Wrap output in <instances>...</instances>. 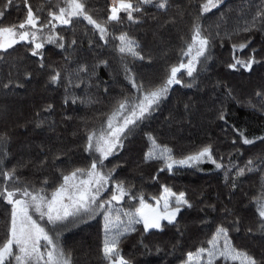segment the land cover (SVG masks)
I'll return each instance as SVG.
<instances>
[{
	"label": "snow or ice",
	"instance_id": "1",
	"mask_svg": "<svg viewBox=\"0 0 264 264\" xmlns=\"http://www.w3.org/2000/svg\"><path fill=\"white\" fill-rule=\"evenodd\" d=\"M13 2L5 0L0 8V24ZM172 3L173 0H111L106 16L94 17L88 0H59L56 4L49 3L35 9L29 0H23L26 9L24 19L18 24L0 26V54L8 55L10 49L15 50V46L21 45L26 48V57L39 58L35 62L39 70L47 71L48 85L59 86L66 79V93L69 87L85 89L84 95L71 96L73 105L78 102L88 106L103 103V107L95 108L96 115L82 122L79 155H69L70 150L53 146L47 151L41 149L35 160L17 161L9 168L11 137L7 129L0 130V207L4 209L0 264H92L90 260L78 259L74 250H67L63 240L65 232L89 221L100 224L96 264H133L123 252L122 245L126 239L138 230L151 234L152 230L163 231L168 225L176 226L178 216L194 207L185 191L176 192L167 185H161L162 191L153 197V205L127 178L119 177L118 170L123 169L127 162L107 168L106 161L110 163V158L123 155L129 150L127 145L141 134L147 140L142 163H158L159 173L167 171L170 174L181 168L202 170L201 164L210 163L216 172L224 174V186L230 189V197L236 194L242 180L249 174H261L258 194L253 195L249 204L240 210L255 208L252 212L255 228L248 227L245 235L240 237L242 217L228 208L224 209L226 217H235L228 224L216 223L215 217L210 220L199 217L201 226L211 231V236L206 240V246L188 251L181 264H264V250L257 254L236 243L238 239L255 241L257 238L264 242V154L250 157L240 166L233 163L231 154L227 163L222 156L217 159L214 145L204 143L178 157L175 148L161 142L151 126L155 113L169 99L174 86H194L201 72L207 69L217 40L221 48L225 47L226 41L231 44L233 55L227 63L228 70L250 74L254 66L264 67V58L257 59L264 53V43L259 50L252 47L255 33L264 34V5L257 8L254 15L242 12L232 27L225 25L221 29L217 24L213 30L206 29L203 20L207 18L206 14L221 7L224 0L190 2L177 14L169 16ZM150 7L156 10L152 20L165 31L178 27L186 17L188 20V31L177 34L179 43L174 50L175 61L165 63L156 76L141 75L134 70L138 61H147V66L153 63L138 40L126 31L116 35L125 18L130 25L146 22L144 14ZM161 16L167 17L162 23ZM82 22H86L83 36L88 38V51L94 53L92 63L80 56L75 29ZM66 29H72L70 40L66 34H61ZM237 37H243V42L236 43ZM46 45H54L66 53L63 57L65 67L46 63ZM109 47V55L116 59L118 69H113L112 60L104 57L102 51H97ZM249 48L251 54L247 58L237 54ZM72 53H76L74 59ZM101 69H112L111 83L101 79ZM121 71L125 83L119 92H115L113 84L119 83L116 78ZM11 75L9 72L7 82L0 84L6 90L5 95L16 88H24L25 82L32 78V73L25 71L23 78L13 84ZM101 86L106 102L90 94L92 88L99 90ZM227 98L236 99L230 90ZM64 103H69L67 95ZM249 107L264 116V87L255 92L254 99L249 100ZM52 108L53 105L49 104L44 110ZM190 110L191 105L186 104L185 112ZM217 119L224 125L228 124V112L223 106L217 113ZM43 124L44 121L40 120L36 127L41 128ZM232 131L236 133V138L231 141L233 147L238 143L253 147L257 142L264 145V135L249 138L244 130L234 125ZM236 151L239 152V148ZM40 155L44 158L40 159ZM23 169L33 170L32 178L24 175ZM152 179L157 180L158 177L153 176ZM209 207L216 211L215 205ZM165 221L166 224L163 223ZM140 225L142 230L138 229ZM233 231L236 235L232 234Z\"/></svg>",
	"mask_w": 264,
	"mask_h": 264
},
{
	"label": "trees",
	"instance_id": "2",
	"mask_svg": "<svg viewBox=\"0 0 264 264\" xmlns=\"http://www.w3.org/2000/svg\"><path fill=\"white\" fill-rule=\"evenodd\" d=\"M59 0H51V4L58 3ZM199 3L201 0H173L169 16L177 14L182 8H186L189 3ZM5 0H0V8ZM33 8L44 7V0H29ZM111 0H88L89 7L93 9V15L106 16L107 7ZM264 5V0H224L221 7L213 9L206 14L203 20L204 27L215 30L219 24L221 29L227 25L232 27L237 23V17L243 13L255 14V10ZM46 12V11H45ZM156 14L154 8L144 14L146 22L140 25H130L125 18L124 24L118 26L116 35L120 31L128 32L136 38L146 55L153 59L151 66H147V61L136 62L134 70L141 75L156 76L163 70L165 63L175 61V46L179 43L178 33L183 34L188 31V20L179 24L176 28L165 31L158 23L152 20ZM26 9L23 7V0H14L11 9L6 10V16L0 26L18 24L24 19ZM251 18L250 16L248 17ZM167 17L161 16L163 22ZM243 24V20L240 21ZM86 22H82L75 29L78 38V47L81 49L80 56L92 63L93 52L88 51V38L83 36ZM62 27V26H61ZM90 27V26H89ZM61 34H66L69 40L72 38V29H66ZM246 35V34H245ZM98 39V37H97ZM255 43L252 47L261 48L264 43V34L257 32L254 35ZM236 43L243 42V37L235 38ZM220 41L217 40L213 49L212 59L208 62L207 69L202 71L192 88L174 86L170 91L169 99L155 113V118L151 121L152 128L155 129L159 140L173 146L179 157L181 154L193 150L204 143H212L216 149V158L221 156L224 162L229 160V154L233 157V163L243 166L250 157L264 154V145L257 142L256 146H244L237 144L232 146L231 141L236 138V133L232 131V126L244 130L249 138L264 135V116L255 112L249 107V100L254 99L255 92L264 87V67L254 66V71L249 73L232 72L227 69V63L231 61L233 55L231 44L225 42V47L221 48ZM46 63L65 67L64 55L54 45H46ZM102 51L104 57L112 60L113 69H118L116 59L110 55L109 49H97ZM8 55L0 58V84L7 82L9 72L12 73L13 84L18 79L23 78L25 71L32 73L30 81L25 82L24 88H16L8 92L0 87V130L7 129L11 140L8 146L10 152V163L8 167L16 164L17 161L35 160L41 149L47 151L49 147L62 148L69 151V155L76 153L79 155V129L82 122L96 115L95 108L103 107V103L95 106L76 105L71 103V96L84 95L85 89L68 88L66 93L67 80L65 79L59 86L48 85L47 71L39 70L37 61L39 58L26 57V48L17 45L15 50L10 49ZM242 58H247L251 54V48L237 53ZM76 53H72V58ZM264 58L261 53L257 59ZM13 65H17L14 67ZM74 68L75 65L73 64ZM17 68L19 75L17 74ZM112 69H101L102 80L112 82L110 76ZM119 83H114L115 92H119L124 85L123 73L116 78ZM231 91L236 99H228L227 92ZM93 98L103 97V86L98 90L91 89ZM68 96L69 103L64 100ZM53 105L50 111L44 109ZM190 104V112H185V105ZM228 112V124L217 119V113L221 107ZM6 108V111L4 109ZM39 113V115H37ZM43 120L41 128L36 124ZM128 151L117 158H110V163L106 161L107 168H112L118 163H126V166L118 170L120 178H127L137 191L145 194L146 201L155 204L153 197L160 195L161 185L171 187L173 191H185L189 200L193 203L192 209H187L178 216L176 226L168 225L163 231L152 230L151 234H143L142 231L133 233L122 245L124 255L133 261V264H181L186 259L188 251H195L197 247L206 246V240L210 238L211 231L202 227L199 217L205 219L216 218V223L224 222L228 224L235 217L227 216L224 209H232L242 217L240 237H243L248 227L255 228L252 212L240 211L249 204L253 195L258 194L261 174H249L241 182L236 194L229 195L230 189L224 186V174L215 170L197 171L194 169H179L174 173L164 171L159 173L158 163L144 164L141 158L144 151H147V140L141 134L127 145ZM239 148V152L236 149ZM40 159L44 156L40 155ZM50 159V157H49ZM23 174L32 178L33 170L23 169ZM157 176V180L152 177ZM209 205H215L213 212ZM4 209L0 207V241L4 239L3 228ZM167 222H165L166 224ZM214 225L212 231H214ZM100 224L90 221L82 224L64 234L63 240L67 250L75 251L78 259L90 260L96 264L95 254L97 252L98 234ZM142 230V225L138 226ZM236 235L235 231L232 233ZM143 240V243H141ZM237 245L247 247L248 250L259 254L264 250V242L258 238L255 241L236 240ZM157 248L160 250L157 251ZM87 253V256L85 255Z\"/></svg>",
	"mask_w": 264,
	"mask_h": 264
},
{
	"label": "rangeland",
	"instance_id": "3",
	"mask_svg": "<svg viewBox=\"0 0 264 264\" xmlns=\"http://www.w3.org/2000/svg\"><path fill=\"white\" fill-rule=\"evenodd\" d=\"M45 1V4L47 5V4H49V3H51V0H44ZM46 5H44V6H46ZM45 15H46V12L44 13ZM207 65H208V63H207ZM185 80L187 81V78H185ZM181 169H184V168H181ZM188 169V168H187ZM192 169H194V170H197V169H195V168H192ZM200 169H202V170H197V171H208V170H214V165H211L210 163H203V164H201L200 165ZM90 222V221H89ZM166 222V221H165ZM165 222H163V223H165ZM66 233V232H65ZM64 233V234H65Z\"/></svg>",
	"mask_w": 264,
	"mask_h": 264
}]
</instances>
